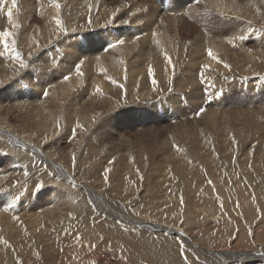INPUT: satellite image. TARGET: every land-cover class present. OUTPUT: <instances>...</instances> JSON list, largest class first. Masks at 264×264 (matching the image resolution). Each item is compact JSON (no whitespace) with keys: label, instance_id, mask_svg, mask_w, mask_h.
Returning a JSON list of instances; mask_svg holds the SVG:
<instances>
[{"label":"bare ground","instance_id":"obj_1","mask_svg":"<svg viewBox=\"0 0 264 264\" xmlns=\"http://www.w3.org/2000/svg\"><path fill=\"white\" fill-rule=\"evenodd\" d=\"M11 7L7 0L0 11V32L13 34L9 48L0 42V209L10 206L0 210V264H113L101 257L104 248L116 264L131 250L138 254L128 264H264V0H17L9 23ZM81 60L83 75L75 70ZM240 81L249 86L237 89ZM229 85L236 91H225ZM238 103L248 109L233 112ZM191 115H204L210 137L201 125L172 134L142 165H117L101 141L115 122L195 123ZM67 141L70 150L57 151ZM152 177L177 185L162 204L152 198ZM52 185L59 204L38 194ZM188 190L194 204H181ZM109 191L125 201L111 202ZM20 208L22 222L14 216ZM187 215L198 227L207 216V228L240 253L197 246L178 227L189 225Z\"/></svg>","mask_w":264,"mask_h":264},{"label":"rangeland","instance_id":"obj_2","mask_svg":"<svg viewBox=\"0 0 264 264\" xmlns=\"http://www.w3.org/2000/svg\"><path fill=\"white\" fill-rule=\"evenodd\" d=\"M199 5V4H198ZM233 79H229L227 82H229L228 84H230L231 86L233 85V81H232ZM185 81H188V79H185ZM196 81L198 82L199 81V83H198V85H199V87H200V91L202 90V91H205L206 90V88L204 87V88H202V83L200 82V80H197L196 79ZM241 81H243V80H241ZM241 81H240V83H241ZM226 82V83H227ZM245 82H247L246 80H245ZM227 86V88H225L224 90L225 91H227V89H229L228 91H230L231 89H232V91H236V88L235 89H233V88H231V86ZM249 86V84L247 85V86H242V83H241V85H239L238 84V87H237V89L238 88H247ZM229 87V88H228ZM205 89V90H204ZM245 91V90H244ZM237 92H240L239 90H237ZM227 93V92H226ZM225 92L222 94V95H224V94H226ZM232 96H234L233 94H232ZM234 97H237V96H234ZM239 101L241 102V99H239ZM244 103V102H243ZM237 107H239V108H237ZM237 107L233 110V112H236V111H242V110H246V109H248L247 108V106L246 105H243V104H239L238 103V105H237ZM202 114H204V112H200L199 111V114H198V116H201ZM198 116H192L191 115V117H187L186 119H188L189 121H192V120H194L195 119V123H194V121H192V123L190 122H185V123H182L183 121H182V117L181 118H177L176 119V121H177V123H178V125H174V124H172V119L170 120L169 118L168 119H166V121H164L163 120V122L162 121H160V122H162V123H158V126H157V124H156V122H155V120L153 119V121L155 122V124H154V122H152V119L151 118H149V119H151V120H146L147 122H145L146 124H140L139 122H135V123H133V125L132 124H130V125H124V126H119V123L118 124H116L117 122H115L114 124H115V126L113 125L112 127H115L114 129H115V132H113L111 129H110V127H106V126H102L103 127V131H102V133H101V136H102V140L101 141H105L104 142V144L106 145L105 147H107L108 148V150H109V153L111 154V155H113L114 156V158L113 159H115V161H117L116 162V164L117 165H119V164H125L126 163V160H124V158H127V162H129V160L130 159H136V161H138V164H144L143 162L145 161V154H147V153H150L149 155H151L152 154V152H155V150H157V148L159 147V142L161 143V141L163 140V139H165V138H168L169 136H171L172 134H178V135H183V132H185L184 130L186 129V131H188V129L187 128H189V129H191V130H194L196 127L199 129V128H201L202 126H203V129L201 128V129H199V130H202V131H205L204 132V134H205V137H207V136H209L210 137V134L212 133V127H211V125L208 123V120L205 118V119H203V116H202V118H200V117H198ZM127 118V117H126ZM145 118H147V117H145ZM199 118V119H198ZM203 119V120H202ZM180 120V121H179ZM199 120V121H198ZM201 121H203V122H201ZM13 122H15V121H13ZM151 122V123H150ZM147 123H150V125H148ZM193 123H194V126H193ZM206 123V124H205ZM160 124V125H159ZM197 124V125H196ZM199 124V125H198ZM232 124V123H231ZM144 125V126H143ZM180 125V126H179ZM186 125V126H185ZM200 125H201V127H200ZM126 126H129V127H126ZM137 126V127H136ZM154 126V127H153ZM165 126V127H164ZM190 126V127H189ZM196 126V127H195ZM207 126V127H206ZM231 126H233V124L231 125ZM236 126V125H235ZM235 126H233V127H235ZM106 127V128H105ZM137 128V130H140V131H138L137 132V130L135 129V128ZM143 127V128H142ZM145 127H148V128H145ZM150 127H152L151 129H150ZM161 127V128H160ZM178 127V128H177ZM123 128V129H122ZM130 128H132V129H130ZM154 128V129H153ZM166 128V129H165ZM210 128V129H209ZM106 129V130H105ZM130 129V130H129ZM148 129V130H147ZM157 129V130H156ZM171 129V130H170ZM175 129V130H174ZM207 129H209V130H207ZM120 130V131H119ZM122 130V131H121ZM132 130H134L133 132H132ZM155 130V131H154ZM110 131H112V132H110ZM124 131V132H123ZM131 132V134H130V132ZM158 131H160V132H158ZM126 132V133H125ZM150 132H154L155 134H156V138L154 139V140H152V136L150 135ZM176 132V133H175ZM178 132V133H177ZM115 133V134H114ZM126 135H125V134ZM127 133H128V135H130V136H128L127 135ZM134 133V134H133ZM138 133V134H137ZM140 133V134H139ZM149 133V134H148ZM169 133V134H168ZM180 133V134H179ZM208 133H209V135H208ZM104 134V135H103ZM113 136H112V135ZM118 134V135H117ZM162 134H164V135H162ZM125 135V136H124ZM132 135H133V137H132ZM137 135V136H136ZM142 135V136H141ZM117 136H119V137H117ZM136 136V137H135ZM145 137V139H144V137ZM121 137H122V139H121ZM139 139H138V138ZM143 139H142V138ZM160 137H162V138H160ZM164 137V138H163ZM209 137H207V138H209ZM213 137H217L218 138V134L216 135V136H213ZM124 138V139H123ZM150 138V140H148ZM158 138V139H157ZM105 139V140H104ZM135 139V140H134ZM161 139V140H160ZM218 139H220V138H218ZM129 140V141H128ZM134 140V141H133ZM128 141V142H127ZM139 141H141L140 142V144H139ZM130 142H131V144L133 145H131L130 144ZM135 144V145H134ZM157 144V145H156ZM130 148H133V149H130ZM136 148V149H135ZM150 148V149H149ZM61 150L63 153H66L67 151H69L70 150V148H69V142L67 141V142H63V143H60V145L57 147V151L58 150ZM130 149V150H129ZM149 150V151H148ZM154 150V151H153ZM152 151V152H151ZM129 153V154H128ZM140 153V154H139ZM143 153V154H142ZM160 152H158V153H156V154H159ZM109 154V155H110ZM128 154V155H127ZM133 155V156H132ZM123 156H125V157H123ZM123 158V159H122ZM137 158H139V159H137ZM121 159V160H120ZM141 159V160H140ZM119 160V161H118ZM140 162V163H139ZM103 164H107V162H103ZM116 164H115V166H116ZM8 169V168H7ZM119 171H117L116 172V175H118V180H120V181H122L123 179H124V177H123V173L121 174V172H119ZM18 174V173H17ZM16 173H14L13 172V174L12 175H17ZM20 176H22L21 174H19ZM102 176V175H101ZM38 178H40V177H38ZM149 178V177H148ZM17 179H19L18 177H17ZM156 180V178L155 177H152L151 178V180H150V183H151V186L153 185V183L154 182H156L155 181ZM160 180V178L158 179V181ZM85 184L86 185H88V186H90V187H94V186H91L90 184H88V183H86L85 182ZM174 184V183H173ZM38 185V184H37ZM98 185H99V187H98ZM154 186V188L152 189L154 192H153V195H152V198L155 200V202H156V204H162L163 203V201H162V193L164 194L165 193V191H168V193L170 194V195H173L174 194V188H175V186H177V185H174L171 189H167V187H165V186H163V185H160V183H158V182H156V185H153ZM164 188H163V187ZM46 187L48 188V185H46ZM45 186L43 187V188H46ZM102 187H103V185H102ZM101 187V184H97L96 185V188H95V190L96 189H98V191H103V190H105V192L107 193V187H103L102 188ZM51 188H52V191L50 192V194H49V191L48 192H44V191H42L41 192V190H40V188L38 189V194L41 196V197H44V199H45V197L46 198H48V197H51V199H49L47 202H46V204H59V193H60V189L57 187V186H51ZM99 188H100V190H99ZM3 188H1L0 189V191L2 190ZM152 190H150L149 192H151ZM28 191V190H27ZM110 192V191H109ZM179 193V192H178ZM193 192L192 191H190V190H188V191H185L184 193H179L180 195H179V197L181 198H183L184 199V201H185V204H187L188 202H190L191 204H194L193 203V200H194V198H196V197H194V196H192L191 194H192ZM28 194L30 195V191L28 192ZM46 194V195H45ZM49 194V195H48ZM114 196H113V195ZM45 195V196H44ZM118 195V196H117ZM111 196V197H110ZM108 198L110 199L111 198V202H116L117 204H120L121 202H123V201H125V199H124V197L122 196V195H119L118 193H113V192H110L109 193V195H108ZM122 200V201H121ZM7 202H9L8 200H7ZM195 204H198V203H195ZM6 205V206H5ZM139 205V204H138ZM7 207V208H6ZM10 206H9V204H4L2 207H1V209L0 210H2V209H6V210H10V208H9ZM9 208V209H8ZM17 208V207H16ZM181 208H184V207H181ZM17 210V209H16ZM35 210V209H34ZM188 211H187V213H189V212H191V207L189 206V208L187 209ZM23 211V208H20L18 211H17V215H14L15 213H13V215L15 216V220H17V221H20V222H22V220L21 219H23V217H24V215H22V212ZM206 212V209H201V210H199V211H197L196 212V214H198V215H201V214H204ZM20 213V214H19ZM207 213H208V211H207ZM182 214H184V213H182ZM12 215V214H11ZM208 215H209V213H208ZM19 216H21V217H19ZM19 218H21V219H19ZM26 218H27V216H26ZM192 218V216L191 215H187V219H189V225H184L183 223H181L180 224V226H178V227H181L184 231H187L189 234H190V236L191 237H193L194 238V243L195 244H197V246H199L200 248H202L200 245H203V244H207L208 245V248L211 246L212 247V249H213V251L214 252H217V253H219V254H223V253H226V251L228 250V249H226V248H223L224 246H228V245H230V246H232V251H234L235 253H237V254H239L240 253V251H241V249H242V247L239 245V246H234L233 245V243L231 244V242H229L228 240H223V238L218 234V231H216L215 229H212L211 227L210 228H207V227H209V226H211V224L210 223H208L207 222V220L208 219H205V218H208L207 216H205V215H203L202 216V219H204L203 221H202V223H201V225L198 227V225L197 224H193L191 221H190V219ZM207 223V224H206ZM206 228H207V230H210V229H212V230H210V234H211V236H207V234L209 235V233H208V231L206 230ZM215 230V231H214ZM177 231H179V230H177ZM214 232V233H213ZM175 233V232H174ZM178 233H175V235H177ZM125 245V244H124ZM220 245H222V247H219ZM203 249V248H202ZM108 250V251H107ZM249 250H252V251H254L253 249H249ZM113 250H109V249H107V248H104V250H103V252L101 253V257H102V255L104 254V253H107V254H109V257H107V258H105V259H107L108 261H110L111 263H115L116 264V262H115V258H116V254L114 253L115 251H113ZM110 252H111V254H114L115 255V257H114V255H111L110 254ZM6 254H8V252L6 253ZM130 254L132 255V256H130ZM138 253L137 252H133L132 250L130 251V253H126V256L124 257V260L125 261H123V262H125V263H123V264H128V261L130 260V258H132V260H134L135 258V255H137ZM129 255V256H128ZM118 257L119 258H122V254H121V256H119L118 255ZM128 257V258H127ZM126 258V259H125ZM101 261H103V260H101Z\"/></svg>","mask_w":264,"mask_h":264},{"label":"snow or ice","instance_id":"obj_3","mask_svg":"<svg viewBox=\"0 0 264 264\" xmlns=\"http://www.w3.org/2000/svg\"><path fill=\"white\" fill-rule=\"evenodd\" d=\"M5 3H7V0H0V11L3 10V9H2V5H4ZM11 4H12V7L9 8L8 11H7V17H8L9 23H12V16H13V11H12V9H13V8H16V6H17V0H11ZM56 6L59 8V4H57ZM114 19H115V17H114ZM123 22H124V23H127V21H123ZM56 23H57V25H58L59 28H60V32H62V33H66V32H67V29L63 26V22H62L61 20L58 19V20L56 21ZM89 23H91V20H89ZM108 23H112V21H109ZM13 26H14V27H18V25H13ZM73 31H75V30H73ZM12 35H13V34H12L11 31H3V32H0V42L3 43V45H4V47H5L6 49L10 47V45H9V43H8V38H9L10 36H12ZM240 39H241V40H244L245 37H244L243 35H241V36H240ZM14 43H15V41H13V44H14ZM117 43H119V44H123V43H124V40H123V39H119V40L117 41ZM115 46H116L115 43L109 45V47H115ZM12 50L15 51V48H13ZM15 54H16V58H17L18 60H20V67H21V68H26V67H28L27 63H25L24 60L22 59L21 53L18 52V51H16ZM207 54H208V56L211 57L212 59H217V57L215 56V54L213 53V51H212L211 49H208V53H207ZM167 59H168L169 64H171V63H172V61H171V57H167ZM82 63H83V61L81 60V61L75 66V70H76V72H77L79 75H83V73H82L81 70H80V67H81ZM204 67H208V66L205 65ZM224 67H225V68H230V65H228V64H224ZM173 68H174V66H173ZM67 78H68V77H65V79H67ZM152 83L155 85V84L157 83V81H156L155 79H153ZM120 87L123 88V85H120ZM97 91H98V92L100 91L99 86H97ZM44 95H47V93H44ZM209 100H211V97H209ZM200 111L203 112L204 109H201ZM77 127H82V126L78 124ZM74 131H75V130H73V132H74ZM72 164H73V167H75V165H76V156H75V154H73V156H72ZM109 171H111V170L108 169V170L104 173V180H105L106 183H107V181H108V172H109ZM209 183H211V181H209ZM180 202H181V204H183V198H182V197H181V201H180ZM181 223H183V221H181ZM100 239L102 240L103 237H101ZM4 243H7V241H4ZM91 247H92V248H95L96 245H91ZM181 247H183V245H181ZM262 255H264V254H262ZM187 259H188V258L185 256V257H184V260L187 261ZM93 264H97V261L93 260Z\"/></svg>","mask_w":264,"mask_h":264}]
</instances>
